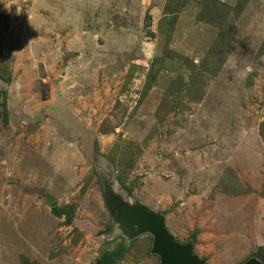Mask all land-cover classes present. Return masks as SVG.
<instances>
[{"label": "rangeland", "instance_id": "rangeland-1", "mask_svg": "<svg viewBox=\"0 0 264 264\" xmlns=\"http://www.w3.org/2000/svg\"><path fill=\"white\" fill-rule=\"evenodd\" d=\"M0 90V264L124 242L107 164L207 264L264 246V0H0ZM151 244L114 264H159Z\"/></svg>", "mask_w": 264, "mask_h": 264}, {"label": "water", "instance_id": "water-1", "mask_svg": "<svg viewBox=\"0 0 264 264\" xmlns=\"http://www.w3.org/2000/svg\"><path fill=\"white\" fill-rule=\"evenodd\" d=\"M104 174H99L103 189L104 204L115 226V232L126 243L143 234L152 237L151 252L158 256L159 264H207L193 249V240L181 242L166 228L162 212L149 209L146 205L128 200L113 183L114 172L107 164ZM239 264H262L250 256Z\"/></svg>", "mask_w": 264, "mask_h": 264}, {"label": "trees", "instance_id": "trees-1", "mask_svg": "<svg viewBox=\"0 0 264 264\" xmlns=\"http://www.w3.org/2000/svg\"><path fill=\"white\" fill-rule=\"evenodd\" d=\"M0 107H1V118L4 122L8 120L9 113L7 111V102L3 95H1L0 90ZM121 187L126 191L127 195H131L133 190V182H125L123 180L118 181ZM53 213L56 216H64L65 221L67 224H71L73 220V208L71 205H64L62 207H56L52 205ZM191 237L194 238L195 241V234L192 233ZM125 240L124 242L118 244L114 249L104 251L102 254H100L98 258L99 264H114L119 258H122L126 252L125 247ZM261 253V254H260ZM252 256H255L258 258L262 264H264V246H258L256 249V252L252 253ZM21 264H34V263H28L27 260L23 261L22 257V263Z\"/></svg>", "mask_w": 264, "mask_h": 264}, {"label": "clouds", "instance_id": "clouds-1", "mask_svg": "<svg viewBox=\"0 0 264 264\" xmlns=\"http://www.w3.org/2000/svg\"><path fill=\"white\" fill-rule=\"evenodd\" d=\"M154 211V210H153Z\"/></svg>", "mask_w": 264, "mask_h": 264}]
</instances>
